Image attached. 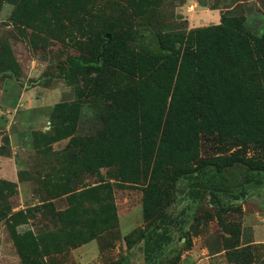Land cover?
Returning a JSON list of instances; mask_svg holds the SVG:
<instances>
[{
  "label": "rangeland",
  "instance_id": "1",
  "mask_svg": "<svg viewBox=\"0 0 264 264\" xmlns=\"http://www.w3.org/2000/svg\"><path fill=\"white\" fill-rule=\"evenodd\" d=\"M225 15L257 31L264 0H0V180L16 189L0 191V210L14 213L0 220V264H237L242 249L253 255L248 264H264V241L255 237L264 232V185L229 212L182 194L170 208L174 217L185 209L170 242L146 260L142 165L118 159L108 143L110 126L125 124L128 133L131 122L157 110L144 98L125 118L112 97L123 98L124 75L100 79L87 68L104 32L119 33L145 55L176 27L217 25ZM238 146L212 136L201 141L200 153L226 156ZM260 152L251 145L250 154ZM104 182L112 195L97 200L89 188ZM189 235L193 244L185 248Z\"/></svg>",
  "mask_w": 264,
  "mask_h": 264
},
{
  "label": "trees",
  "instance_id": "2",
  "mask_svg": "<svg viewBox=\"0 0 264 264\" xmlns=\"http://www.w3.org/2000/svg\"><path fill=\"white\" fill-rule=\"evenodd\" d=\"M259 26L255 31L246 19L225 15L217 25L176 27L145 55L126 46L119 33L111 38L105 32L101 35L94 54L99 62L93 60L87 68L100 79L124 75L126 83L119 87L123 98L112 96L116 109L127 118L134 112L132 105L146 98L157 110L131 122L128 133H124L125 124L110 126L108 143L118 159H129L138 169L142 165L148 221L142 237L150 263L161 246L170 242L171 227L185 213L183 209L175 217L170 214L182 194L183 199L207 201L218 212H229L240 209L236 201L251 188L264 185V18L258 19ZM104 136L100 130L95 138L101 141ZM212 136L218 143L239 146L226 156L201 157V141ZM253 144L260 153L250 154ZM104 153L100 151L101 164L107 159ZM5 190L15 194V185L0 180V191ZM89 192L97 200H107L112 185L98 183ZM224 196L231 202L225 204ZM204 215L212 218L214 212L206 209ZM8 216L14 213L0 210V220ZM200 218L195 217L198 224ZM192 244L189 235L185 248ZM252 258L247 249L234 255L237 264L252 263Z\"/></svg>",
  "mask_w": 264,
  "mask_h": 264
},
{
  "label": "crops",
  "instance_id": "3",
  "mask_svg": "<svg viewBox=\"0 0 264 264\" xmlns=\"http://www.w3.org/2000/svg\"><path fill=\"white\" fill-rule=\"evenodd\" d=\"M9 164L10 165L14 164V158H10ZM255 237H256V240L259 242L264 241V232L256 231Z\"/></svg>",
  "mask_w": 264,
  "mask_h": 264
}]
</instances>
